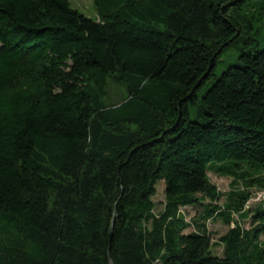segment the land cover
Segmentation results:
<instances>
[{
    "label": "trees",
    "instance_id": "trees-1",
    "mask_svg": "<svg viewBox=\"0 0 264 264\" xmlns=\"http://www.w3.org/2000/svg\"><path fill=\"white\" fill-rule=\"evenodd\" d=\"M93 4L0 0V264H264V0Z\"/></svg>",
    "mask_w": 264,
    "mask_h": 264
},
{
    "label": "rangeland",
    "instance_id": "rangeland-1",
    "mask_svg": "<svg viewBox=\"0 0 264 264\" xmlns=\"http://www.w3.org/2000/svg\"><path fill=\"white\" fill-rule=\"evenodd\" d=\"M70 6L79 11L82 15L97 20V14L96 10L93 4V0H68ZM116 88H112L109 94V97L111 99V103H115L116 98ZM209 182L211 185L216 187L217 191L222 195L221 198L213 204L216 207H223L226 204V200L228 195L234 191V190H241L244 185L243 183L237 182L234 183V181L231 178L221 177L213 173L208 174ZM156 196L153 199L154 203L156 204V213L160 212L163 208L164 204V195H163V184H158L156 188ZM251 193V199L246 205L245 211H251L254 208H256L258 205H260L262 202H264V193L256 188H253L249 190ZM209 201L206 200L203 203V206H208ZM202 208H186L184 210V215L186 221L189 223L190 221H193L194 219H197L201 214ZM232 220L234 222H239L241 227L243 229H249L250 228V222L249 220L241 221L237 216L232 215ZM231 225L225 224L220 219L216 221H208L206 223L207 231L211 235L212 243H215L219 237L224 235L231 227ZM194 229L193 227H190L185 233H193ZM262 241H264V237L261 238ZM211 252L216 257H221L223 248L218 247H212Z\"/></svg>",
    "mask_w": 264,
    "mask_h": 264
}]
</instances>
